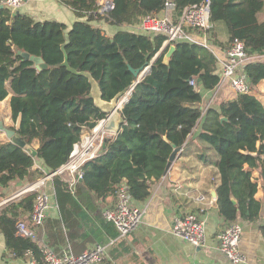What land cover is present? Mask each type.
I'll use <instances>...</instances> for the list:
<instances>
[{
  "label": "trees",
  "instance_id": "trees-1",
  "mask_svg": "<svg viewBox=\"0 0 264 264\" xmlns=\"http://www.w3.org/2000/svg\"><path fill=\"white\" fill-rule=\"evenodd\" d=\"M165 1L112 0V8L101 14L96 0H58L77 17L70 28L56 20L38 21L27 13L14 14L0 7V102L9 97L14 124L9 128L36 150L32 156L10 141H0V187L42 175L40 169H33L35 160L49 174L55 172L68 161L82 134L105 118L89 96L88 78L80 72L91 74L104 100L129 91L119 132L105 141L100 155L83 164L84 175L73 192L61 175H52L60 216L44 219L46 236L52 245L65 244L60 231L67 229L74 255L88 241L83 235L78 242L73 240L82 196L115 197L118 186L125 182L132 199L144 202L152 184L163 176L173 146L181 147L196 126L198 137L218 155L220 182L215 190L219 215L225 222L238 218L256 221L264 212V201L256 198L258 182L252 177V170H258L264 194L263 103L250 93L234 92L231 99L215 101L218 106L204 109L199 105L204 92L220 84L215 47L226 52L234 39L243 41L249 57L241 67L247 83L253 87L264 79V19L260 18L264 0H210V26L204 30L208 47L175 42L168 61L164 55L169 47L160 51L165 34L120 29L109 37L91 24L104 20L119 27L134 26L142 17L158 14ZM171 1L177 19L186 6L204 0ZM221 23L227 31L225 41L219 39L215 27ZM186 31L194 37L203 32ZM20 52L41 57L47 67L36 68ZM128 66L141 71L149 67L136 82ZM191 79L203 88L198 90ZM34 197L32 191L2 207L0 231L14 257L29 251L42 262L38 233L35 238L22 237L16 227L28 217ZM260 231L264 237V225Z\"/></svg>",
  "mask_w": 264,
  "mask_h": 264
},
{
  "label": "crops",
  "instance_id": "crops-1",
  "mask_svg": "<svg viewBox=\"0 0 264 264\" xmlns=\"http://www.w3.org/2000/svg\"><path fill=\"white\" fill-rule=\"evenodd\" d=\"M96 5L101 11L107 12L112 8L113 3L112 0H96ZM18 11L27 13L38 21L56 20L62 22L67 28H70L77 19L74 12L60 4L58 0H32ZM162 14L163 12L160 11L156 15L161 16ZM260 18L264 19V12L260 14ZM91 24L103 29L109 37L122 27L108 24L103 20H94ZM129 27L140 32L137 29V24ZM215 27L219 39L225 41L227 39L225 26L221 23L216 24ZM165 47L168 46L162 45L160 51ZM215 54L219 60L217 71L220 73L221 61L226 56L225 51L215 47ZM261 58L264 59V56ZM224 82L214 90L204 92L202 102L199 104L202 108L205 109L209 105L218 106L215 101L231 99L235 96L230 84L228 83L225 87ZM249 93L264 105V79L251 87ZM127 95L126 92L120 98L124 100L123 103L127 100ZM4 101L8 106L10 118L9 97ZM199 131L197 126L192 130L187 141L176 153L168 172L152 184L148 198L144 202L133 200V204L144 211L140 226L134 232L127 236H121L115 226L103 217V209L114 206L116 197L108 196L96 199L94 196L84 194L82 210L77 220L78 225L73 229V240L78 242L79 235L85 236L88 239L85 249L94 244L104 245L106 256L100 264H264V237L260 231V226L264 225V212L256 221L237 219V223L242 226L240 240L242 262H231L218 247L217 234L229 222H225L219 215L216 202L215 188L220 182L216 166L218 155L207 142L198 137ZM0 133L3 132L0 130ZM114 135L116 134H112L110 137ZM5 140L7 139L0 141ZM33 169H40L42 175L37 178L31 176V178L13 180L8 186L0 187V209L10 202H17L32 192L31 187L43 175L49 174L42 168L40 160H35ZM61 176L63 179L65 178V175ZM252 177L258 182L256 198L263 202V184L259 178V171L253 169ZM44 188L50 195L51 202L47 217L59 218L60 213L55 200L52 176L46 179ZM213 193L216 194V197ZM30 212L24 220L29 226H31ZM187 212H195L205 221V245L202 247L190 244L171 231L174 218ZM66 231L67 229L64 227L60 231V235L64 236L63 239L66 243L52 245L46 236L45 225L37 229L40 242H47L57 252L70 251L72 253ZM36 262L29 251L23 256L14 257L6 248L4 235L0 231V264H35Z\"/></svg>",
  "mask_w": 264,
  "mask_h": 264
},
{
  "label": "built area",
  "instance_id": "built-area-1",
  "mask_svg": "<svg viewBox=\"0 0 264 264\" xmlns=\"http://www.w3.org/2000/svg\"><path fill=\"white\" fill-rule=\"evenodd\" d=\"M32 0H0V4L10 11H18L22 6ZM175 4L166 0L161 10V16H144L137 23V29L143 33H162L166 35L163 45L171 46L178 41L197 42L208 47V37L204 30L210 26V0H204L199 4H190L182 13L173 18ZM99 13L105 12L99 9ZM203 31L198 37L190 35L186 30ZM225 59L221 61L220 84L229 80V84L235 93H249L251 86L247 83L245 75L241 71L242 65L248 60V55L241 40L234 39L225 52ZM190 84L198 87L195 79ZM219 84V85H220ZM100 125L104 122L102 119ZM98 125V124H97ZM95 126L91 131H85L79 142L74 144L68 161L58 168L53 174H45L31 187L35 192L32 209L29 215L31 226L24 220L17 222V234L22 237L35 238L39 227L51 208L50 195L45 190L46 179L54 174L65 175L64 180L73 191L76 184L82 179L83 164L99 155L104 135L107 134L103 127L97 130ZM114 206L103 209V217L111 222L121 236H127L134 232L141 223L144 211L133 204L127 186L120 184L116 191ZM203 198V197H202ZM171 231L174 235L184 239L190 244L202 247L205 245V221L195 212H187L174 218ZM242 226L237 222H229L218 234V247L220 251L233 263L243 261L240 251ZM41 254L43 262L35 264H100L106 256L105 247L102 244H94L85 249L79 255H73L70 251L57 252L47 242H42Z\"/></svg>",
  "mask_w": 264,
  "mask_h": 264
},
{
  "label": "water",
  "instance_id": "water-1",
  "mask_svg": "<svg viewBox=\"0 0 264 264\" xmlns=\"http://www.w3.org/2000/svg\"><path fill=\"white\" fill-rule=\"evenodd\" d=\"M0 7H4V6L2 4H0ZM18 12L19 11H15L14 14H17ZM174 48H175L174 45L169 46L168 50L166 51V53L164 55L165 61H168V59L170 58ZM20 54L24 60H31L32 62H34L35 67L38 69H42V68L47 67V64L39 56L30 55L27 52H20ZM148 67H146V69H144L142 71L140 69H133L131 66H128V69L136 77V79H137L136 82H138V80L143 77V75L147 71ZM80 74L85 75L88 78V82L90 83L89 96L92 98L95 107L98 108L101 112H103L105 114V119H104V122L102 123V127H103L104 131L108 134V136H106L102 142L101 148L99 150V155H100L105 148V141L108 138H110V135L117 134L119 132L123 122H124L122 115H121V109H122L124 100H121L120 98L126 92H119L114 97H112L110 100H104L102 98V93H101L100 87H99L97 81L91 76V74H89L88 72H84V71L80 72ZM202 88H203V86L199 82L197 89L200 90ZM127 93H129V91ZM0 130L4 133L7 141H10L12 144L26 150L32 156H36V150L32 146L26 144L25 141L21 139L20 135H18L14 129L7 128L3 125L2 122H0ZM179 150H180V147L173 146V150H172V152L168 158V162L165 166L163 175H165L168 172V170H169V168H170V166H171V164L175 158V155ZM50 174H53V173H50ZM262 184H263V182H262ZM213 195H214V197H216L215 193H213ZM233 202H235V201L233 200Z\"/></svg>",
  "mask_w": 264,
  "mask_h": 264
},
{
  "label": "rangeland",
  "instance_id": "rangeland-1",
  "mask_svg": "<svg viewBox=\"0 0 264 264\" xmlns=\"http://www.w3.org/2000/svg\"><path fill=\"white\" fill-rule=\"evenodd\" d=\"M104 21V20H103ZM105 22V21H104ZM121 29H126V30H133V31H136L134 28L132 27H129V26H122ZM229 83V80L227 79L224 84H225V87L228 85ZM228 89V87H227ZM230 90V89H229ZM0 121L3 122V125L7 128H9V126H12L13 123L11 121V119L9 118L8 116V106L6 104V101H2L0 102ZM98 125H100V122L98 123ZM97 125V126H98ZM105 136H108L107 134L104 135ZM6 139L5 138V135L3 133H0V140H4Z\"/></svg>",
  "mask_w": 264,
  "mask_h": 264
},
{
  "label": "bare ground",
  "instance_id": "bare-ground-1",
  "mask_svg": "<svg viewBox=\"0 0 264 264\" xmlns=\"http://www.w3.org/2000/svg\"><path fill=\"white\" fill-rule=\"evenodd\" d=\"M102 127V124L98 127V129L97 130H100V128Z\"/></svg>",
  "mask_w": 264,
  "mask_h": 264
}]
</instances>
